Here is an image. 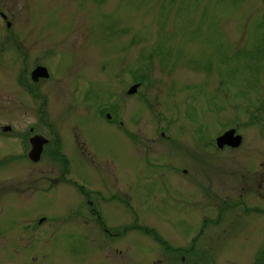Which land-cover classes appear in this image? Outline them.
<instances>
[{"label": "rangeland", "instance_id": "374dc122", "mask_svg": "<svg viewBox=\"0 0 264 264\" xmlns=\"http://www.w3.org/2000/svg\"><path fill=\"white\" fill-rule=\"evenodd\" d=\"M0 12V264H264L263 1L0 0ZM90 59L92 87L77 79L78 62ZM41 60L54 77L31 87ZM139 77L140 96L128 97ZM124 103L126 132L166 130L184 144L192 135L191 160L164 139L147 159L132 150L96 113ZM32 125L49 141L38 163L25 157ZM226 128L242 135L240 147L219 152L212 143L205 152ZM156 162L189 175L167 182L169 172L148 171ZM64 164L90 199L69 180L59 185ZM114 188L119 200L123 190L131 197L126 208L109 205L120 213H102L126 225L119 238L80 212ZM104 242L121 254L106 260Z\"/></svg>", "mask_w": 264, "mask_h": 264}, {"label": "flooded vegetation", "instance_id": "af4514ba", "mask_svg": "<svg viewBox=\"0 0 264 264\" xmlns=\"http://www.w3.org/2000/svg\"><path fill=\"white\" fill-rule=\"evenodd\" d=\"M264 2V0H261ZM2 16V13L0 12V17ZM3 17V16H2ZM1 17V18H2ZM24 58V57H23ZM19 56H15L13 55V60L18 61ZM38 60V59H36ZM78 64H80V66H78L77 70V74H78V80L80 81V83L82 84L83 82H86L89 86L88 87H92L93 85V80H95V75H96V71H97V63L90 59L89 61H87L86 63H83L82 61L78 62ZM84 65V66H83ZM38 67H44L47 70V73L49 74V76L47 78H37L36 80H32L31 78V73L34 69L38 68ZM52 64L50 63V61H43L41 60L38 63L32 64L31 68L29 70V78L31 80V87H33L35 84H39L41 81H46L47 79H51L54 77V72L52 71ZM141 84L142 86V82H141V77H139L138 79H136L134 82H132L128 88L137 85V89L138 86ZM86 86V85H85ZM136 92L131 94V95H127L126 90H125V95H127L128 97H133L134 95H138L140 96V92ZM29 92H32V90L30 89V87H28ZM139 93V94H138ZM140 101H145L143 98L140 99ZM188 101V99H187ZM116 105V104H115ZM125 107V103L122 104L121 106H118V104L116 106H111L110 104L100 107L99 109L96 108V113L97 116H99L100 118H102L103 120L106 121L107 124L111 125H117L124 134H126V138L128 140V142L130 144H133L135 147H132V150L138 152V154L143 157L144 159H147V157H149V155L147 154L148 148H150L152 145H157L158 144V139H164L166 140L170 145L174 146V147H187V155L185 157H187V159L190 161L192 156H191V149L194 146V138L192 135H189V139L185 141L184 144V140L180 139L179 137H177V133L174 134V132H167L166 130L162 131L159 130L158 132L156 131V134L159 136L157 138H147V137H142V134L136 136L135 132H126V126L124 125L123 122V117H125L124 115V108ZM176 107V108H175ZM173 108L177 109L178 106L174 105ZM109 109V110H108ZM176 112L174 113V123L175 125L178 124V116L180 115V111L179 110H175ZM126 113V112H125ZM119 115H124L123 117L119 116ZM115 117V118H113ZM160 120L163 121L165 120L164 117L160 116ZM42 122V121H41ZM43 122H45V120H43ZM171 123H173V121H170ZM191 125H194V123L192 122ZM4 127H10V126H4ZM3 127V128H4ZM167 127V125H166ZM230 129H234L235 130V134H240L236 128H229V129H223L221 130V132L217 133L216 137H218L219 135L223 134L224 132L230 130ZM11 130V127H10ZM9 130V131H10ZM3 131V129H2ZM7 131V132H9ZM37 131V132H36ZM4 132V131H3ZM27 132L29 133V136H27V139L24 138L23 140L25 141V144H27L29 146V149L27 150V152L25 153V157L26 159H28L29 161H31L32 163H38L42 157V155L45 152V148L48 145L49 141L48 139L44 138L42 136V134L38 133L40 132V128H38L36 125H32L28 127ZM241 135V134H240ZM242 136V135H241ZM210 141L209 144L204 145V150L205 152L208 151V148L210 146L215 145V139ZM34 138H38L39 140H47V143L43 144V149H42V153L40 155V159L37 162H34L30 159L29 154L30 151L32 150L33 147V143L32 139ZM27 141V142H26ZM198 141V140H197ZM213 143V145H212ZM242 144V143H241ZM141 149V151H137L138 149ZM216 148V147H215ZM239 148V147H238ZM236 148V149H238ZM217 151L222 152V151H226V150H235L232 148H229L227 146L223 147L222 149H217ZM160 151V150H159ZM159 151L156 153L157 156V160L158 158H162V153ZM67 160V159H66ZM149 166L148 171H150L154 176L163 179L164 178V173L163 170L166 172L170 173V177L166 179L167 182H175L176 180H178V175H189V170L181 167V168H177L176 166L171 165L169 168L165 167L164 163H148L146 164V166ZM79 164H76V167L79 168ZM76 169V168H75ZM74 169V170H75ZM61 177L62 180H60V184H67L68 180L73 182V184L69 185L70 187L74 188L76 192H78L80 194L81 197L83 198H89V193L87 192V189L85 190V187L81 186L80 183L75 179V180H71L70 178H68V176L72 175V172L70 171L69 173V167L68 164H64V167L61 170ZM162 172V173H161ZM114 174V170H112V173ZM108 178H111L110 175L108 176ZM113 179V181H117L116 178H111ZM118 191L119 188H114L113 192L110 195V198L107 200H104L102 202H94L91 200H87L85 199V204L84 206L81 208L80 212L84 217H92L94 219V221L96 222L98 228H94L95 230H102L108 237H116L119 238L122 236H124V234L126 233V225H124V227L119 228L118 226H111L110 223H108L105 220V217L102 213H107V214H113L114 212L116 213H120L119 210L115 207H110L109 205L111 203H116V202H120L119 205L121 204V207L124 208L126 205V197H129V199H131L130 195L126 194V190L122 192L123 195V199L119 200L118 199ZM90 199V198H89ZM118 204V203H117ZM102 205H108L106 206V208H101ZM126 208V207H125ZM204 227H201L200 230H204ZM100 251L99 253L106 259L109 257L111 250H113L115 253L117 254H121V250L117 247H112L110 243H102L101 247H99ZM107 260V259H106ZM185 260V257H182V261ZM125 264H126V260H125ZM156 264V263H155Z\"/></svg>", "mask_w": 264, "mask_h": 264}, {"label": "water", "instance_id": "95a60500", "mask_svg": "<svg viewBox=\"0 0 264 264\" xmlns=\"http://www.w3.org/2000/svg\"><path fill=\"white\" fill-rule=\"evenodd\" d=\"M3 18L5 19L6 17L3 15ZM7 27H9V23H7ZM47 77H48V73L46 68L44 67H38L34 69L31 73L32 80H36L37 78H47ZM136 89H137V85L132 86L127 91V93L133 94L136 92ZM3 130L9 131L10 127H5ZM34 141L35 143H33V147L32 150L30 151L29 157L32 161L37 162L40 159V155L43 149V144L47 143V140H39L38 138H34L32 139V142ZM241 141H242V137L240 135H235V130L230 129L215 139V145L218 149H222L224 146L237 148L240 146Z\"/></svg>", "mask_w": 264, "mask_h": 264}, {"label": "trees", "instance_id": "16d2710c", "mask_svg": "<svg viewBox=\"0 0 264 264\" xmlns=\"http://www.w3.org/2000/svg\"><path fill=\"white\" fill-rule=\"evenodd\" d=\"M56 158V156H54ZM57 158H59L60 160H62L64 157L61 156V155H58ZM66 163V159L64 158L63 159ZM129 229V228H128ZM136 229H139V230H142L144 231L145 233L148 232L150 233L159 243H162L164 244L165 242L163 240H161L160 238L157 237V235L154 234V232L150 231L149 229L147 228H144V227H140V226H136Z\"/></svg>", "mask_w": 264, "mask_h": 264}]
</instances>
